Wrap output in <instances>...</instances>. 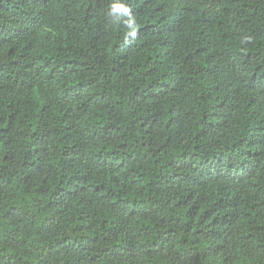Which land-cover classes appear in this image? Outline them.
<instances>
[{
    "label": "trees",
    "instance_id": "trees-1",
    "mask_svg": "<svg viewBox=\"0 0 264 264\" xmlns=\"http://www.w3.org/2000/svg\"><path fill=\"white\" fill-rule=\"evenodd\" d=\"M0 0V264H264V0Z\"/></svg>",
    "mask_w": 264,
    "mask_h": 264
},
{
    "label": "clouds",
    "instance_id": "clouds-1",
    "mask_svg": "<svg viewBox=\"0 0 264 264\" xmlns=\"http://www.w3.org/2000/svg\"><path fill=\"white\" fill-rule=\"evenodd\" d=\"M105 15L109 25H123L125 45L136 40L139 24L128 0H110Z\"/></svg>",
    "mask_w": 264,
    "mask_h": 264
}]
</instances>
